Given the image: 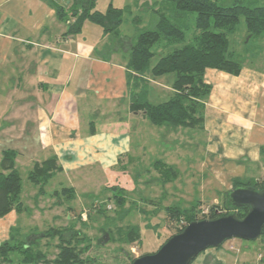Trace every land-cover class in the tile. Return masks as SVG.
Listing matches in <instances>:
<instances>
[{"label": "crops", "instance_id": "crops-1", "mask_svg": "<svg viewBox=\"0 0 264 264\" xmlns=\"http://www.w3.org/2000/svg\"><path fill=\"white\" fill-rule=\"evenodd\" d=\"M138 1L143 10L147 3ZM69 4V0H0V161L2 150L12 149L17 153L15 168L19 157L26 159L30 170L35 163L55 157L59 172L96 164L107 172L134 153L135 147L164 143L170 155L177 142L183 147L174 151L176 160L196 159L186 162L179 176L200 174L202 183L213 176L214 183H219L207 205L224 204L216 194L220 191L225 199L234 179L264 180V39L250 46L238 75L205 70L210 93L200 126L155 127L147 117L130 110L128 53L108 49L110 41L102 27L88 20L79 33L68 34L67 22L58 18L56 7ZM159 4L155 0L152 6ZM96 6L97 0L95 9L106 10ZM136 19L139 24L140 18ZM119 32L129 37L120 28ZM106 48L108 55L103 54ZM242 50L244 54L246 47ZM144 78L149 103L159 104L176 94L174 73L154 76L148 72ZM11 91L16 96L5 101ZM197 139L200 155L194 157ZM16 141L33 144L30 154L6 146ZM54 203L60 204L58 199ZM24 212L12 210L0 217V244L24 239L18 225V215ZM234 245L229 249L234 250ZM241 256L238 259L222 247L208 248L191 264L252 263L245 254Z\"/></svg>", "mask_w": 264, "mask_h": 264}, {"label": "trees", "instance_id": "trees-1", "mask_svg": "<svg viewBox=\"0 0 264 264\" xmlns=\"http://www.w3.org/2000/svg\"><path fill=\"white\" fill-rule=\"evenodd\" d=\"M146 1L144 0L147 6ZM69 2L67 7H56L58 18L67 22V33H79L83 22L88 20L102 27L104 35L108 36L110 41L108 49L117 48L128 53L130 110L132 113L144 115L157 126L171 125L184 128L200 126L203 120L204 102L210 93V85L204 81L205 70L211 68L238 75L242 70L245 56L249 55L247 51L250 46L264 39V0L260 3L259 0H254L251 5L241 0H233L230 4H222L218 0H160L158 7L151 6L152 13L157 17L154 26L137 29L132 39L123 37L119 32L127 8H116L109 3L106 10L100 12L95 9L96 0H69ZM188 14H195L192 24L193 34L189 41L185 36L190 22ZM241 16L244 18L248 35L244 43L246 47L244 54L230 50L227 39L229 33L235 32ZM160 43H164L163 46L168 48L167 52L150 67V60L154 55L152 48ZM254 51L257 53L259 48H255ZM148 72L154 76L174 73L173 88L176 94L165 102L155 105L149 103L146 98L148 87L144 78ZM16 155V151L12 149L2 150L0 217L12 210L17 212L27 210L21 201L22 182L15 168ZM153 166L160 175L162 184L173 182L178 176L174 166L161 160L154 161ZM59 171L61 167L56 158L50 157L41 163H35L28 173V179L39 186L41 194L46 182ZM244 186L262 190L264 180L234 179L232 181V188ZM228 192L223 204L226 211L221 214L216 213L218 209L216 205H211L208 207L209 213L198 216L201 202H195L189 208L176 205L165 207L168 221L174 223L176 227L174 234L182 231L187 223L195 220L215 219L229 213H234L237 218L242 219L248 211L247 207L232 206L228 201ZM59 194H63L69 200L75 197L73 188L69 187H63L54 193V195ZM116 197L118 203L125 200L123 195ZM66 208L70 216L69 210L72 208L70 206ZM125 214L126 212L123 213ZM67 220L66 226L49 227L39 235V239L33 242L29 237L26 240L17 239L1 243L0 264H12L10 256L12 253L18 254L20 264H107L88 255L92 239L75 229L74 223L70 221L71 216ZM181 221L184 225L179 226ZM115 233L122 245L140 242L139 232L134 226H126L124 229L116 228ZM106 234L111 241L110 233L106 232ZM54 238L58 239V243L55 244L56 253L50 256L41 248L40 241L46 239L49 243V239ZM259 238L264 239V227ZM119 250L123 261L116 264H132L135 259L132 253L126 249Z\"/></svg>", "mask_w": 264, "mask_h": 264}, {"label": "rangeland", "instance_id": "rangeland-1", "mask_svg": "<svg viewBox=\"0 0 264 264\" xmlns=\"http://www.w3.org/2000/svg\"><path fill=\"white\" fill-rule=\"evenodd\" d=\"M154 1L147 0L148 5H145L146 7L144 6L143 10L139 9L140 1L138 0H97L96 7L103 11L111 2L113 6L117 7L125 8L130 6V10L124 12L123 22L119 27L122 33L130 37L136 32L134 30L136 27L147 29L154 26L157 20L151 10ZM241 1L249 5L254 3V0ZM218 2L230 4L233 0H218ZM260 2L261 0H259ZM188 15L190 22L185 32L187 41L191 39L193 34L192 24L195 18V14ZM138 17L140 18V23L136 24L135 21ZM227 39L230 50L239 53L243 52L244 43L248 39L243 16L240 17L235 32L229 33ZM163 45L164 43L156 44L152 48L154 55L150 60V67L157 62L161 55L166 54L168 48ZM109 53L110 50H107V48L103 51V54L108 55ZM261 62H263L264 67V57ZM151 86L153 88L152 84ZM11 96H16V91H11V94L5 96L4 100H10ZM150 125L153 127L152 124ZM180 140L182 141V138ZM197 143L198 139L194 157L200 155V147ZM11 144L6 146H11L17 151L19 150L21 153L26 154H30L33 148V144L22 145L18 141ZM143 146L146 148L145 150L142 149ZM143 146L135 147L134 153L121 160L118 166L112 170H107V172L100 169L97 164L78 166L72 170L56 172L46 182L44 191L41 194L39 193V186H36L28 179L30 165L26 164V159L17 158L16 168L20 173L22 182L21 199L24 205L27 206L26 212L18 215V225L24 239L31 237L33 242L39 239V235L49 227L66 226L68 224L67 219L71 216L70 221L74 223L75 229L80 230L92 239L88 255L98 261L107 264H116L119 261H123L119 249L129 250L135 258L157 251L165 240L176 231L174 223L168 221L164 208L171 205L189 208L197 200H202L203 202L199 208L200 211L210 207L211 205H207V202H211L210 198L213 197L215 185L219 183H214L213 176L207 178L209 175H206L208 180L206 179L207 181L202 183L203 177L200 174L190 178L185 174L180 176L178 174L173 182L162 184L160 183L162 182L160 175L154 169V161L161 159L166 164H172L179 171L182 167L184 168L186 162H193L196 159L192 160L191 156H189L184 161L176 160L174 151L183 147H180L177 142L172 147L173 150H170L172 152L170 155L166 153V145L164 143L158 146L147 143ZM188 182L193 183L189 184ZM68 186H73L75 190L73 199L69 200L63 194L54 195L55 191H60L61 187ZM217 193L216 196L220 199V202L226 199V197L224 199L220 191ZM36 195L38 196L37 198ZM122 195L125 200L122 203H118L116 196ZM58 198L59 202H62V206L54 203L55 199ZM64 205L72 208L69 210L70 216L67 214L68 210ZM216 206L218 207L216 213L221 214L226 211L223 204L221 206L217 204ZM124 212H126L125 215H123ZM206 214H201L200 212L198 216ZM77 215L80 216V219H78ZM126 226L137 228L140 235L139 243L122 245L115 231L116 228L124 229ZM106 232L110 233L111 241ZM47 241L46 239L40 241L41 248L52 256L56 253L55 244L58 243V239H49V243ZM231 243L235 244L234 250L229 249ZM220 247L238 259L245 254L250 258L251 264H260V258L257 257L259 253L262 254L259 257L264 259L263 238L252 241L231 238ZM10 256L12 264H20V258L17 253H12ZM238 263L240 264V262Z\"/></svg>", "mask_w": 264, "mask_h": 264}, {"label": "water", "instance_id": "water-1", "mask_svg": "<svg viewBox=\"0 0 264 264\" xmlns=\"http://www.w3.org/2000/svg\"><path fill=\"white\" fill-rule=\"evenodd\" d=\"M228 201L235 207H247L242 219L229 213L215 219L191 221L157 251L136 257L132 264H190L201 252L220 247L231 238L258 239L264 227V189L234 187L228 192Z\"/></svg>", "mask_w": 264, "mask_h": 264}, {"label": "built area", "instance_id": "built-area-1", "mask_svg": "<svg viewBox=\"0 0 264 264\" xmlns=\"http://www.w3.org/2000/svg\"><path fill=\"white\" fill-rule=\"evenodd\" d=\"M200 212H201V214H206V213L209 212V208L207 207V208H205V209H202ZM182 225H184V224H183V221L180 222V225H179V226H182ZM185 226H186V225H185ZM230 248H233V246H230Z\"/></svg>", "mask_w": 264, "mask_h": 264}]
</instances>
